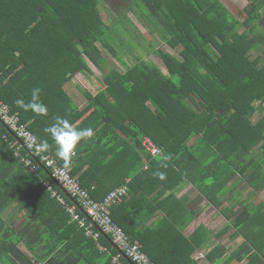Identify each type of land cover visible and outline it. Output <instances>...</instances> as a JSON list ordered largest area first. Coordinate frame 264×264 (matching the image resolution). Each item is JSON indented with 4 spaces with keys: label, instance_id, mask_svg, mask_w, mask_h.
I'll return each instance as SVG.
<instances>
[{
    "label": "trees",
    "instance_id": "obj_1",
    "mask_svg": "<svg viewBox=\"0 0 264 264\" xmlns=\"http://www.w3.org/2000/svg\"><path fill=\"white\" fill-rule=\"evenodd\" d=\"M143 2L150 15L140 12L141 23L168 47L152 48L167 73L154 61L128 63L118 56L115 40L107 36V31L116 34L109 28L117 20H103L97 0H0V100L20 114L41 143L47 141L45 150L68 166L94 199L127 186L130 197L116 202L111 216L156 264H194L190 239L182 232L188 220L168 215L146 225V218L165 201L176 210L183 207L175 191L187 181L216 192L218 204L232 178L237 180L227 185L229 191L241 181L255 192L264 186V56H253L264 48V0H250L242 22L221 0ZM125 4L126 11L133 10L129 0ZM127 22L132 26L128 16ZM103 49L123 69L110 66ZM90 63L102 72L104 89L94 95L84 91L87 101L81 106L65 85L86 73ZM34 88L40 89L46 115L15 103L28 102ZM56 117L78 130H93L67 162L44 131ZM146 138L161 154L154 156L143 146ZM13 142L0 119V264H116L114 258L117 264H133L109 235L87 234L67 209L75 199L45 167L37 174L28 170L22 156L31 153L22 148L16 155ZM47 179L64 202L43 184ZM15 202L40 225L35 234L27 233L30 225L19 229L6 218ZM255 209L263 211L264 203ZM254 223L245 237L255 248L247 264L264 256V239L257 242L264 237V224Z\"/></svg>",
    "mask_w": 264,
    "mask_h": 264
},
{
    "label": "crops",
    "instance_id": "obj_2",
    "mask_svg": "<svg viewBox=\"0 0 264 264\" xmlns=\"http://www.w3.org/2000/svg\"><path fill=\"white\" fill-rule=\"evenodd\" d=\"M116 1L119 7L113 6L115 9L124 8L126 0ZM221 2L223 3L222 0ZM236 180L237 177L232 178L226 185H233ZM237 188L235 192L227 190L219 194L223 201L218 204L216 192L213 193L206 189L202 191L195 184L187 181L175 191V196L183 207L176 210L174 203L162 201V209H156L150 217L146 218L145 223L146 225H157L168 215L177 216L176 221L178 222L188 220L182 232L190 239L192 249L188 253L194 264H224L226 260L229 264H247L255 248L248 241L246 242L245 237L252 231L253 220H256L254 225L257 224L258 227L259 222L264 224V215H262L264 210L255 209L257 205L264 203V186L255 192L246 181H241ZM243 211L242 225L241 223L236 224L237 216ZM27 233L31 234L29 230ZM263 239L264 237L257 242L260 243ZM186 244L187 242L183 241V245ZM251 247L252 250L249 251ZM26 249L23 248L28 252ZM254 264H264V256L255 260Z\"/></svg>",
    "mask_w": 264,
    "mask_h": 264
},
{
    "label": "built area",
    "instance_id": "obj_3",
    "mask_svg": "<svg viewBox=\"0 0 264 264\" xmlns=\"http://www.w3.org/2000/svg\"><path fill=\"white\" fill-rule=\"evenodd\" d=\"M0 119L8 128L9 134L11 133L16 139V142L12 143L16 155L20 156L22 148L31 153L32 157L22 156V161L27 169L37 174L40 167H45L49 171L51 180L75 199V203L68 205L67 209L70 211L72 218L86 228L88 235L96 239L100 233L109 235L120 253L133 264H156L141 244L138 241H132L126 231L111 216V207L128 195L127 186L123 185L113 189L101 200L94 199L89 189L82 186L78 177L71 174L69 167L60 164L54 154L45 150L43 143L29 129L28 124L22 121L20 114L17 111L11 112L10 106L2 100H0ZM8 137V134H3L4 139H8ZM143 146L154 156L161 154V149L149 138L144 140ZM43 184L61 202L65 201L52 188L49 179L44 180ZM77 209L82 210L83 216ZM93 227H96L97 230L95 231ZM114 262L117 264V258H114Z\"/></svg>",
    "mask_w": 264,
    "mask_h": 264
},
{
    "label": "rangeland",
    "instance_id": "obj_4",
    "mask_svg": "<svg viewBox=\"0 0 264 264\" xmlns=\"http://www.w3.org/2000/svg\"><path fill=\"white\" fill-rule=\"evenodd\" d=\"M97 1L99 3L100 9H102L103 20L107 21L108 23H110L112 20H117V23L113 22L109 28V30L114 29L116 34L112 32L109 33L107 31V36L110 40H115L114 43L118 49V56L122 55L123 59L128 61V63H132L138 58L154 61L156 64H159L167 73L160 59L153 55L152 48L161 46L164 48L168 47L163 43V40H160L158 36L151 35L149 30H147V28L141 23L140 17L138 15L140 12L145 13L147 18L150 15L149 8L145 6L146 4H144L143 0H129L130 5L134 7L132 11H126L125 8H128L126 4L123 5L124 8L120 7L119 9H115L113 6L117 5V7H119L116 0ZM222 1L224 5L230 10V12L240 19L241 22L247 19L248 14L246 10L249 7L250 0ZM125 14H128L129 19H131L132 26L127 24V15ZM147 18L145 20L150 25V21H148ZM155 25L156 24L153 23V25L151 24L150 26ZM243 28L244 26L241 27V29ZM170 51L174 54L177 53V50L175 51V49H170ZM103 53L105 57L108 58V60L111 59V63L109 64L110 66L115 65L119 69H123L122 63L117 58L110 55L105 49H103ZM260 53L264 56V48L255 51L253 56L259 55ZM65 88L74 97V100L82 106L87 101L84 91H88L94 95L104 89L103 74L93 63H90V69L86 73L77 74L71 81L66 83ZM227 188L228 186L226 185L224 188L225 192H227ZM4 214L9 222H11L14 226H18L19 229L24 225H30L31 227L28 230L31 234L33 232L36 233L40 228V225L37 221L32 220L34 223L31 222V216H27V214H24V212L18 211L17 202L9 205L7 207V211H5ZM23 248L26 249L24 246ZM41 248L42 245H39L38 249Z\"/></svg>",
    "mask_w": 264,
    "mask_h": 264
},
{
    "label": "clouds",
    "instance_id": "obj_5",
    "mask_svg": "<svg viewBox=\"0 0 264 264\" xmlns=\"http://www.w3.org/2000/svg\"><path fill=\"white\" fill-rule=\"evenodd\" d=\"M40 89L32 90L31 99L25 102L23 99H17L15 103L25 111H32L38 115H46L48 112L47 106L40 101ZM44 131L52 137L57 147V156L63 160L70 161L75 155L76 146L84 138H91L93 130L91 128L78 130L74 128L68 120L61 117L55 118V123L46 127ZM43 147L48 148L47 141L43 142ZM160 179H164L163 173H157Z\"/></svg>",
    "mask_w": 264,
    "mask_h": 264
}]
</instances>
